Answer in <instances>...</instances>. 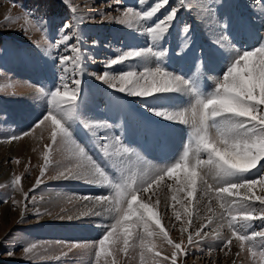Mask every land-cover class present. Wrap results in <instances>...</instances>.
Returning a JSON list of instances; mask_svg holds the SVG:
<instances>
[{
	"label": "rangeland",
	"instance_id": "374dc122",
	"mask_svg": "<svg viewBox=\"0 0 264 264\" xmlns=\"http://www.w3.org/2000/svg\"><path fill=\"white\" fill-rule=\"evenodd\" d=\"M177 2L170 0V3ZM200 2L210 3L211 0ZM231 3L235 6L234 12L244 17L254 15L253 0H231ZM72 6L77 9L75 14L70 10ZM189 6L192 11L185 10ZM127 7L142 10L138 0H123L122 4L112 3L111 6L108 0H0V264H93L96 242L115 223V212L93 215L109 206L94 198L114 194V191L106 185L58 178L61 171L67 167L75 168L78 163L72 156L71 146L61 143L59 139L53 144L50 130L45 126L29 131L48 106V97L40 96L38 90L53 89L59 83L54 75L55 62L50 57L56 54L53 44L59 40L58 30L65 22H71L75 26L71 31L75 33L79 30L84 38L79 46L84 50L83 89L87 96L86 111L108 118L123 112L132 127L128 141L137 148L138 159L133 158L130 166L139 175L150 174L182 155L188 126L160 120L141 108L138 99L109 89L92 75L105 71L104 61L116 55V49L149 46L147 35L140 34L135 27L130 29L115 21L114 17L122 14L115 9L123 10ZM29 12L33 14L32 17L27 15ZM101 12L107 13L109 18L101 17ZM161 13L154 19H158ZM90 16L94 19L88 18ZM81 18L82 22L77 23ZM45 20L47 23L43 22ZM173 23L174 27L164 45L169 49L165 66L171 71L190 75L197 52L210 48L214 37L197 15L196 0H186ZM184 24L192 25L193 43L187 52L178 56L176 52L180 47L181 28ZM258 28L257 25L250 32L237 34L234 44L227 42L229 46L224 49L225 54L235 55L241 47L254 48L258 43ZM131 36H136V39L130 41ZM93 39L101 41V44L93 47ZM72 43L75 41L70 40L69 44ZM105 44H111L112 47H106ZM41 49H48L49 52L45 53ZM59 49L60 55L75 56V53L65 52L63 45H59ZM135 63L125 62L129 65ZM152 63L154 65L155 61ZM225 63L223 59L222 66L218 65L220 69L212 64L213 73L210 75L198 74L202 91L214 90L213 77L220 74ZM123 69L124 64H120L108 71L119 73ZM171 95L173 101L171 98L156 106H167L170 103L175 107H187L190 99L188 96ZM109 106L110 110H107ZM73 127L77 129L75 138L78 142L87 143L85 134L79 131V124ZM25 132L29 134L22 135L20 139H9ZM46 152L49 157L47 162L44 159ZM93 155L100 160L95 152ZM46 163V171L41 177V168ZM108 172L111 177L119 178V173L112 168L109 167ZM245 175L248 176V173ZM184 176V172H177L172 179L165 178L150 189L151 201L155 203L159 200L157 217L171 240L180 242L183 239L184 246H187L188 232L195 233L197 229H202L203 238L194 236L199 242L189 247L186 256H179L177 264H264V258L259 253L253 259L248 250V242H245L241 250L240 242L232 237L228 225L231 214H236H230L229 208L253 204L259 213L264 207L259 201L244 200L242 197L264 195L261 186L257 184L252 193L240 189L238 195L235 192L233 196L218 194V189L226 186L224 181L205 169L200 171L196 190L189 197L187 192L190 187H185ZM15 177L21 179L14 191L11 181ZM38 177L43 181L39 185L36 184ZM148 195L145 194V198ZM173 196L176 200L172 199ZM6 199L7 203L4 202ZM13 200L18 203L14 205ZM222 203H225V208L220 207ZM176 214L181 216V221L176 220ZM251 223L257 230L264 227V220L259 218L253 219ZM182 225L188 228V232L181 233ZM251 231L249 228L248 232ZM132 233L126 250L122 230L110 238L106 244L111 253L106 258L108 264H112L113 260L116 264H141L142 252L149 264H153L150 258L155 252L160 253L156 259L161 264H171L170 260L163 261V257H170L173 250L162 235L148 237L142 227L133 229ZM138 235H144L146 246L154 245L151 253L141 248ZM229 238H232L230 250L223 248ZM256 239L259 240L258 237ZM32 244L36 247L31 253L25 254L24 247ZM9 251L13 252L12 256L7 254ZM101 264H104L103 257Z\"/></svg>",
	"mask_w": 264,
	"mask_h": 264
},
{
	"label": "snow or ice",
	"instance_id": "6c2138e0",
	"mask_svg": "<svg viewBox=\"0 0 264 264\" xmlns=\"http://www.w3.org/2000/svg\"><path fill=\"white\" fill-rule=\"evenodd\" d=\"M123 0H108L112 3L122 4ZM142 10L127 7L120 16L114 17L119 24L128 28H136L140 34L147 35L149 46L146 48L128 47L116 49L117 54L109 56L104 61L105 71L93 73L95 79L115 92L126 97L138 99L140 107L160 120L169 124H183L188 126L186 144L182 149V155L173 160L167 166L157 168L149 173L139 175L130 166L133 158L138 159L137 148L128 141L132 127L123 112L108 118L97 116L86 111L87 96L83 89L84 56L83 49L79 46L83 42L82 33L71 31L75 26L71 22H65L59 28V40L54 42L56 54L50 58L55 62V79L59 81L53 89L38 90L40 96L48 97L47 108L37 117L32 129L45 126L50 130L53 144L58 139L61 143L71 146L72 156L78 161L75 168L67 167L59 173L58 178L65 180H83L90 184L106 185L114 191L104 197H96L98 202H106L102 210L93 213L100 216L104 213L115 212V223L109 226L105 234L96 242V251L93 264H108L107 257L111 253L106 244L119 230H122L125 250L129 245V237L132 230L143 228V233L148 237L162 235L163 240L173 250L171 256L165 255L163 261L177 264V258L186 256L190 246L197 244L202 239V229L195 233L188 232L187 227L181 226V233L188 232L187 246L184 241L174 242L168 236V232L161 226V220L157 217L159 200L151 201L150 189L159 185L165 178L172 179L177 172H184L185 187H190L187 195L190 197L196 190L197 177L201 170L214 173L222 179L226 186L218 189L219 193L228 196L239 194L240 189L252 193L257 184L264 191V0H253L254 15L244 17L233 11L231 0H211L210 3H201L196 0L197 15L201 21L212 31L214 39L211 47L197 52L193 61L191 74L177 73L165 66L169 56L167 43L170 30L174 27V21L178 13L184 8L186 0H178L170 3V0H138ZM147 5V7H145ZM164 10L161 13V10ZM73 14L77 9L72 6ZM185 10L192 11L189 6ZM161 13L158 19H154ZM32 17V13L27 14ZM107 19V13H100ZM94 19V17H88ZM34 19V18H33ZM81 18L77 23L82 22ZM151 21V23H150ZM35 22V19H34ZM47 23V21H43ZM258 43L254 48L241 47L235 55L225 54L227 42H236V35L242 32H250L256 26ZM191 24H184L181 28V41L176 55H182L192 46L193 40ZM136 36L129 37L134 41ZM70 40L75 43L69 44ZM93 47L101 44V41L91 40ZM59 45H63L65 52L75 53V56L60 55ZM40 47L39 44L36 45ZM112 47L111 44H105ZM48 53V49H41ZM93 59H95L93 57ZM217 59L226 61L219 75H215V87L213 91L201 90L199 75L212 74L211 65ZM153 60L155 64L153 65ZM135 61L134 65L125 62ZM124 64V69L119 73L108 71L116 65ZM71 68V71L69 69ZM79 70V75L77 74ZM171 94H183L188 96L187 107H175L168 103L167 106L157 107L162 101H170ZM106 109H99L105 111ZM107 110H110V106ZM79 124V131L85 134L87 143L78 142L77 129L73 125ZM29 132L21 135H13L10 140L20 139ZM93 152L99 155L100 160L94 158ZM204 154V155H201ZM45 154V161L48 160ZM18 163V161H17ZM112 168L119 173V178H113L108 172ZM47 163L41 168L40 176L43 177ZM252 169H257L259 175L255 179L245 175ZM255 175V174H254ZM20 177H15L11 183L13 190L20 183ZM43 181L37 178L36 184ZM34 189H30L33 191ZM145 194H149L145 198ZM27 197V194H25ZM139 197V198H138ZM34 199V197H33ZM176 200V197H172ZM244 200L254 199L264 206V195H252L242 197ZM7 203V199L4 201ZM18 203L13 200V204ZM225 203H234L228 202ZM225 203L220 205L225 208ZM231 218L228 220L232 237L240 242L241 250L248 242V250L253 259L259 253L264 258V227L257 230L251 221L255 218L264 220V207L257 213L253 204H241L239 208H229ZM239 215V218H238ZM176 220L181 221V216L176 214ZM252 231L249 233L248 229ZM156 229L159 231L157 232ZM208 235V233H204ZM259 238L257 240L256 238ZM142 249L151 253L152 247L144 244V235H138ZM232 238L223 244V248H229ZM36 247L35 244L24 247L25 254H29ZM222 248V250H223ZM230 250V248H229ZM9 256L13 252L7 253ZM239 255V253H237ZM160 256L155 252L150 258L153 264H161L156 258ZM112 264H116L115 260ZM141 264H149L141 254Z\"/></svg>",
	"mask_w": 264,
	"mask_h": 264
},
{
	"label": "bare ground",
	"instance_id": "6f19581e",
	"mask_svg": "<svg viewBox=\"0 0 264 264\" xmlns=\"http://www.w3.org/2000/svg\"><path fill=\"white\" fill-rule=\"evenodd\" d=\"M215 62H217V63H215ZM222 63H223V59H217L216 61H214L213 62V65L217 68H219V66H222ZM219 65V66H218ZM220 69V68H219ZM219 72H221V71H219ZM182 95V94H181ZM182 97H183V95H182ZM184 98H185V96H184ZM172 101H173V98H172ZM150 148V147H149ZM151 151V150H150ZM205 204V203H204Z\"/></svg>",
	"mask_w": 264,
	"mask_h": 264
},
{
	"label": "crops",
	"instance_id": "0c3cea01",
	"mask_svg": "<svg viewBox=\"0 0 264 264\" xmlns=\"http://www.w3.org/2000/svg\"><path fill=\"white\" fill-rule=\"evenodd\" d=\"M261 171H264V170H261ZM254 173H255V175H254ZM257 175H259V173L257 172V169H253V170H251L249 177L255 179L257 177Z\"/></svg>",
	"mask_w": 264,
	"mask_h": 264
}]
</instances>
